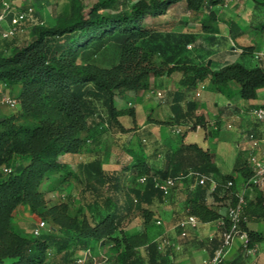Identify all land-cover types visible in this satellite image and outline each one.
<instances>
[{"label": "trees", "instance_id": "obj_1", "mask_svg": "<svg viewBox=\"0 0 264 264\" xmlns=\"http://www.w3.org/2000/svg\"><path fill=\"white\" fill-rule=\"evenodd\" d=\"M113 2L106 0L98 4L73 23L38 24L32 30L30 41L24 44H18L17 36L0 38V83L22 85L21 105L28 116L36 119L35 123L20 127L10 119L1 123L0 169L2 166L12 169L11 162L16 156L27 162L17 164L0 180V264H53L57 256L63 264H69L76 252L90 247L93 240L111 242L114 247L123 245V250L117 254L121 264H170L167 262L169 250L161 252L148 232L154 216L151 207L169 196L156 187V182L188 176L192 172L214 179L217 186L212 191L210 182L197 185L188 206L189 216H196L201 223H210L226 215L209 204L207 198L228 208L252 176L243 151L239 152L233 168V173L241 176V180H237L234 174H222L209 149L198 143H182L160 170H153L138 149L131 170L136 179L145 177L146 182L129 188L124 203L116 197L124 191L122 175L104 170L101 160L95 159L82 166L87 174L85 190L97 193L106 188L112 192L103 198L97 219L68 218L54 213V223L61 224L59 229L51 227L33 238L23 237L13 230V214L19 205H27L31 212L37 213L41 205L38 186L46 173L62 169L60 156L79 154L89 142H99L98 129L105 122L110 129L128 131L119 117L135 118V110L132 107L118 109L114 103L118 93L150 90L153 79L175 72L182 73L180 83L189 89L207 80L217 89L235 82L244 100L256 99L259 89L264 88V66L248 67L233 62L213 69L208 62L194 63L184 56L187 47L196 41L194 34L161 31L147 22V19L166 15L181 2L187 11L198 14L206 10L211 21H217L212 9L224 5L226 0H137L130 9L100 12ZM255 5L264 7V0H255ZM228 24L235 40L234 30L239 31V27L234 21ZM211 27L204 24L207 31ZM112 45L118 50L115 61L108 66L97 64L94 59ZM253 53V46L242 51L243 56H253ZM78 58L82 63H77ZM180 118L191 121L185 124L178 121L174 126L191 123L190 130L207 129L206 117L195 113L194 103ZM179 135L185 139L188 134ZM229 182L233 185L229 186ZM255 192L254 200L248 198V222L264 218V194L259 190ZM135 209L143 215L145 227L140 233L126 236L122 226ZM68 219L67 225L60 222ZM248 234L251 247L264 241L263 233L248 231ZM141 248L146 250L147 258L139 253Z\"/></svg>", "mask_w": 264, "mask_h": 264}, {"label": "rangeland", "instance_id": "obj_2", "mask_svg": "<svg viewBox=\"0 0 264 264\" xmlns=\"http://www.w3.org/2000/svg\"><path fill=\"white\" fill-rule=\"evenodd\" d=\"M11 3V6L14 10H24L28 7H33L36 16H31L29 20L24 24L23 31L20 32L16 40L18 44H24L30 41L32 37L33 28L40 24L43 26H55V25H65L69 23L76 22L81 15H87L95 6L100 3H103L106 0H8ZM137 0H114L111 6L107 9H102L101 13H111L116 10L122 9H130L134 2ZM228 2H234V0H228ZM233 16L224 15L223 17H219L220 22L217 26V31L220 34H228L230 30L229 21L233 18L240 20V23L245 27L244 34L239 37L238 40L231 41L228 38L227 40L223 38L221 42L218 44L209 42L208 34L203 33L204 24H208L211 21L208 12L202 11L198 14L189 13L183 2L179 3L176 7L171 9L165 17H162V20H169L167 23L168 26L166 29L175 30V31H184V32H194L198 33L197 42L191 45V48L187 50L191 52V54L202 53L200 55L203 59V63L209 62L211 60V66H221L227 63L233 62H241L248 67L256 66V60H254V53L264 49V30H262V26L264 25V7H259L255 5V0H241L239 2L238 7H234ZM217 17V16H216ZM151 20V19H149ZM150 22V21H147ZM171 22V23H170ZM206 22V23H205ZM228 25V26H227ZM165 28V27H164ZM253 46L254 53L253 56H243L242 51L245 47ZM233 49V50H232ZM117 48L115 45H112L108 50H106L103 54L98 55L94 61L100 65H111L116 57H117ZM222 54V56H221ZM227 60H223L226 58ZM214 59V61H213ZM77 63H82L81 59H77ZM260 65L264 66V59L260 60ZM235 84V86L233 85ZM231 85V97L233 100H240L243 102L244 100L241 98L239 94V85L237 83H233ZM206 89H199L201 91V95L210 96L208 103L210 105L211 110L218 111L217 104L219 103V99H222V95L217 91L213 90L210 82L205 83ZM21 85V91H22ZM20 91V93H21ZM263 92V91H262ZM19 93V95H20ZM155 94V92H153ZM10 95V94H9ZM19 95L15 96L19 100ZM12 96V95H11ZM1 99V98H0ZM222 101V100H221ZM117 103L120 106H128L127 101H121L117 99ZM132 106V105H130ZM141 115L143 113L141 112ZM10 119L12 120V124L17 127L30 125L36 122V119L27 115V112L23 109L21 102L19 100L18 108H10L8 106H0V131H1V123L4 120ZM125 122H129L132 124L133 119L131 117H125ZM250 125H257L264 122L257 121L254 117L250 118ZM189 124V123H188ZM231 125L232 128L228 129L227 125ZM259 125V124H258ZM185 126V125H184ZM236 124L233 120H230L226 127L219 133L212 136V144L210 146V152L221 162V165L224 169L231 167L235 162L236 154L238 153L236 146V138L237 134L235 131ZM106 126H101L98 129V133H101L102 139L99 142H89L85 149V157L83 160H90L93 155L94 150L97 148H104L106 151L118 152L121 150V147L128 144L131 148L139 149L141 145H139L136 139L130 138L128 136L117 137L112 133H108L109 129ZM106 130V131H105ZM112 130V129H110ZM187 130V131H186ZM207 129L198 127L196 130L186 129L184 127L183 132L187 134L198 132L199 138L193 137L194 141H197L203 148L206 147L205 138L207 139L208 133ZM105 131V132H104ZM177 134V133H176ZM107 135V137H104ZM110 137V138H109ZM263 136H253L250 135L246 137V140L250 142L247 145V148L243 150L244 152V160L249 159V150L252 146L253 139H261ZM141 144L143 146L148 145V141L144 142L141 140ZM207 149V148H205ZM105 151V152H106ZM113 151V152H114ZM64 156V155H63ZM123 164L126 162V157L123 154L122 157ZM59 160L63 163V167L60 170H52L45 174L42 182L38 186V193L40 194L41 205L38 207L37 213L31 212L29 206L26 205L28 214L35 218L36 222L39 223L41 221H45L47 227L45 231H48L51 227L53 229H59L61 224L54 223L53 215L58 214V216H66L68 218L77 217L82 219L86 216L89 220L97 219L98 213L101 212L102 209V201L103 198L107 195L112 194L111 190H107L106 188L99 189V192L94 193L91 190H85L84 185L87 180V174L83 170L81 166H79V159L75 156H70L67 161H63L59 158ZM125 161V162H124ZM26 163L27 161L16 156L11 162L12 169L19 163ZM129 162V161H128ZM5 163H3L4 165ZM3 167V166H2ZM1 167V168H2ZM122 175V186L124 191L118 194L116 197L120 200L121 203H124L126 200V192L129 188L133 186H141L138 182V179L134 177V173L132 170H122L117 171ZM173 192V191H172ZM171 194L166 197L165 201L157 202L154 207L151 209L154 212V216L152 218L151 223L148 226V232L152 241L156 242L158 245L162 243L163 239L168 237L174 242L180 244L182 246V251H177V253H173V257H168L167 262L170 264H182L183 258L187 256L189 248L186 246L187 243L185 239H182V229L177 228L176 226L186 218L187 213H183V203L184 197L180 199V203L174 205L175 207L181 208V217H173V211L171 212ZM264 194V191H260ZM114 194V193H113ZM115 195V194H114ZM257 195V192H253L249 194V200H254ZM97 203V204H96ZM167 203V204H166ZM227 209V208H226ZM189 216V215H188ZM61 223L67 225L69 224V219L67 221H60ZM19 212L16 214V220L13 225V230L16 232L19 230ZM144 218L143 215L138 210H133L129 217L126 219L125 223L122 226V233L126 236L140 233L144 230ZM187 236H189L190 231L186 230ZM192 233V232H191ZM120 236L121 234L118 233ZM35 235L30 233V237H34ZM183 237V238H185ZM95 242V241H94ZM97 255L106 256L108 260L104 264H121L120 259L118 258V253L123 250V245H118L114 247V244L111 242H103L96 241L93 245H91ZM202 247V246H201ZM201 247H194L198 251H202ZM161 252H166L165 249H159ZM83 252L77 251L74 255V259L69 264H73L75 262L78 255ZM139 253L147 258L146 250L141 248ZM53 264H63L61 261V257L57 256L50 260ZM195 261V258L193 259ZM185 263V262H184Z\"/></svg>", "mask_w": 264, "mask_h": 264}, {"label": "crops", "instance_id": "obj_3", "mask_svg": "<svg viewBox=\"0 0 264 264\" xmlns=\"http://www.w3.org/2000/svg\"><path fill=\"white\" fill-rule=\"evenodd\" d=\"M240 1L241 0H234V2H228V0H226L224 5L216 6L212 9L217 16V21H209L208 24L212 26L211 29H209V31L203 30V33L209 35L207 37L209 39V42H215L216 44H218L219 42H221V40H223V38L221 37H224L225 40H227L226 38H228L229 40L234 41L231 37L230 30L228 31V34H220V32L217 31V26L220 22L219 17H223L224 15L233 16V13L235 11L234 7H238ZM166 15H162L156 19H147V21H150V23H152L154 27L158 28L161 31L194 34L196 36L195 43L197 42V39L199 37L197 36L198 33L166 29L169 20H162V17H165ZM231 21L236 22L239 27V31L234 30V35L236 34L235 40H238L239 37L244 34L245 27L242 23H240V20L236 18H233ZM4 25L5 27H7L8 23H5ZM188 48H191V45H189L187 49ZM187 49L184 53L185 58L190 59L194 63H203V59L200 56L202 55V53L191 54V52H189ZM224 59L227 60V57L223 58V60ZM221 66H212V68L215 69ZM182 78L183 75L181 72H175L171 76H163L153 79V85L150 90L139 92L124 91L118 93L114 98L115 106L118 109H124L128 107L134 108L135 118L132 116L119 117L120 123L128 130L127 132H121L117 128L110 130L108 128L107 122H105L101 126H106L109 129V131L107 132L112 133L114 136H128L130 138H133V141L134 139H136L139 145H141L139 149L142 150V152L146 156L147 162L153 168V170H160L165 168L175 149L178 148L182 143H197V141H194L193 137L195 136L199 138L198 132L194 133V135L192 133H189L185 137V139H183L181 135L176 134L173 130L174 124L178 123V121H180L182 124L191 121L190 119H179V117L187 113L190 104L193 103L195 104V113L197 115H204L208 122L206 130L208 136L207 139H204V142L206 144V147L204 146V148L210 150V146L212 144V136L219 134L226 127V124H228L230 120H233L236 124V127L234 129L237 134L236 146L238 153L236 154L235 161L239 152L245 150L247 148V145L250 144V142L246 140L247 136H264V123H262V125H260V123H258L259 125H250V122H248L250 121V118L253 117L250 113V110L253 107L264 105V88L259 89L256 99H243L244 101L241 102L240 100H233V97H231L230 94L231 85L235 82H231L228 84V86L217 89L215 85L211 83V81L207 80L203 83H200L195 89H189L180 83V80ZM207 82L211 83L213 90L222 95V99H219L220 101L217 104L218 111H213L210 109L208 100L212 97H203V95H201V91H199V89H206L205 83ZM233 85L235 86V84ZM20 91V84L8 86L7 84L0 83V98L9 94L12 96H18ZM153 92H155V94H153ZM158 93H160V95ZM117 99L121 101H127L128 106H120L117 103ZM141 112L143 113V115H141ZM125 117H131L133 119V123L131 124L129 120L128 123H126L124 120ZM227 127L228 129L232 128L230 124L227 125ZM104 137H107V135H104ZM101 139L102 136H100L99 141ZM141 140H143L144 142L148 141V145L143 146L141 144ZM137 150L138 149L131 148L128 144H126L122 146L121 150H119L118 152H115L114 150H112V152L106 151L105 147L97 148V150L93 151V154L97 153V155H93L94 157H92V159L86 161L83 160L86 155L85 150L79 154H65L64 156L62 155L59 158L63 161H67L70 156L78 157V163L81 167L90 161L100 159L104 170L117 172L122 171L123 169H132V165L135 163L134 156H136ZM123 154L127 159L126 162L124 161V164L123 159L121 158ZM214 160L222 174H234L237 180H241V176L239 173H233L235 162L231 167L224 169L221 165V162L217 160L215 156ZM197 185L198 180L196 178L190 177L177 182L175 188L173 189L170 201L172 204L171 212L173 211V217H181V208L175 207L174 205L179 204L180 199L183 197L184 203L182 212L187 213V216L183 218L188 217L189 198L193 196V192H195ZM210 191H212V189H210ZM165 200L166 199H164V201ZM164 201H162V203ZM207 202L209 204H212L213 207L217 209L222 215H226V207L218 206V203L213 202V198L208 197ZM226 203L228 204L229 200H227ZM156 204L157 202H155L152 207H154ZM17 212H19V230L16 232L21 236L28 238L30 237V233H32L34 228L37 226V222L33 216L31 217L28 214L26 205L21 204L17 207L13 214V225L16 220ZM246 228L248 231H256L264 234V218L252 219L247 223ZM185 229H188V231H190L189 236L181 238L185 239V242L187 243L186 246L189 248V251L187 253V256L182 260L185 263L182 262V264H201L204 259L214 254V252L221 245L223 229L220 226L219 221L200 223L197 227L187 226ZM94 241L96 242V240H93L91 242L92 245L95 243ZM195 246H202V251L200 252L196 249H193ZM168 252L169 257H173V253H177L173 250H169ZM194 258L195 261H193ZM224 264H264V241L255 243L251 247V251H249L242 246V240L236 239L233 246L230 248L229 253L227 254V258Z\"/></svg>", "mask_w": 264, "mask_h": 264}, {"label": "built area", "instance_id": "obj_4", "mask_svg": "<svg viewBox=\"0 0 264 264\" xmlns=\"http://www.w3.org/2000/svg\"><path fill=\"white\" fill-rule=\"evenodd\" d=\"M35 10L33 7H28L24 10H14L11 3L8 0H0V38L11 39L17 36L23 31V26L29 17L33 16ZM5 23H8L5 27ZM254 60L256 65H259L260 60L264 59V49L254 53ZM160 95V93H158ZM0 106H8L10 108H18L19 100L15 96L5 95L0 99ZM251 115L259 122H264V105L253 107L250 110ZM184 127L186 129L191 127V123L185 126L175 125L173 130L175 133L180 134L183 132ZM249 167L252 172L251 178L245 182L241 188V191L236 195V201L230 204L227 208L226 216L219 220V224L222 227V242L219 248L204 259L201 264H224L227 254L230 248L233 246L236 239L242 240V246L251 251L250 238L245 224L248 222V215L246 213L248 196L249 194L259 190L264 191V136L261 139H253L251 149L249 150ZM12 169L7 166H3L0 169V180L7 174L11 173ZM195 177L198 180V184L203 185L206 182L211 183V189L214 190L217 183L214 179L198 172H192L188 176H180L176 178H168L165 180H159L156 182L158 187L166 196L170 195L175 188L178 181L188 177ZM138 182L143 185L146 182L145 177L138 179ZM233 182H229V186H232ZM200 220L193 215L188 216L181 221L176 227L181 228L182 236H187L186 227H197L200 224ZM47 224L45 221L37 223V226L33 230L35 236L41 235L45 230ZM159 249L182 251V246L170 238L166 237L162 243L159 244ZM108 258L106 256L97 255L92 246L83 250V252L77 256L76 264H104ZM48 264V263H45Z\"/></svg>", "mask_w": 264, "mask_h": 264}, {"label": "water", "instance_id": "obj_5", "mask_svg": "<svg viewBox=\"0 0 264 264\" xmlns=\"http://www.w3.org/2000/svg\"><path fill=\"white\" fill-rule=\"evenodd\" d=\"M211 65V60H209V62H208V66H210Z\"/></svg>", "mask_w": 264, "mask_h": 264}]
</instances>
